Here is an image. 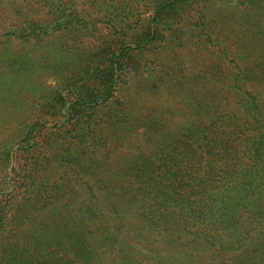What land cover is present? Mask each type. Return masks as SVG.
<instances>
[{
    "label": "trees",
    "instance_id": "1",
    "mask_svg": "<svg viewBox=\"0 0 264 264\" xmlns=\"http://www.w3.org/2000/svg\"><path fill=\"white\" fill-rule=\"evenodd\" d=\"M226 1L0 0L58 82L0 116V264H264V0Z\"/></svg>",
    "mask_w": 264,
    "mask_h": 264
},
{
    "label": "rangeland",
    "instance_id": "2",
    "mask_svg": "<svg viewBox=\"0 0 264 264\" xmlns=\"http://www.w3.org/2000/svg\"><path fill=\"white\" fill-rule=\"evenodd\" d=\"M241 0H227L223 5L224 7L235 6L240 3ZM78 5V9H84L87 7L86 0H75ZM107 30H99L96 34L95 39H90L85 41V44H95L101 37H106L108 34ZM3 48L0 47V50ZM21 47L19 44H13L10 49L2 50L3 54L0 53V116L5 115L6 112L14 111L18 114L27 113L30 116L40 117L38 112L39 109L36 106L38 100L41 96H46L51 90L58 89L57 79L54 74L43 69L39 64L37 68L33 67L30 70H24L23 72H15L10 68L14 66L11 64L12 57L23 58L26 54V48H24L23 54L20 52ZM30 62L28 61L29 65ZM48 64V63H47ZM47 66V65H46ZM31 67V66H30ZM67 92L65 90L61 91V95L65 96ZM40 102V101H39ZM44 113H48V109L43 110ZM3 119V118H2ZM48 126L50 123L47 124ZM8 131L7 134H10ZM6 134V135H7ZM2 138V135H0ZM18 145L12 147L10 152V165H13V157H17L20 163H31L35 157H52V152L44 141L43 145L29 153L21 154L15 153L17 151ZM1 149V147H0ZM21 157V158H20ZM26 159V161H24ZM17 160V161H18ZM18 163V162H17ZM25 165V164H24ZM18 167V164H17ZM7 168L8 178H7V190L4 193H9L12 190V172Z\"/></svg>",
    "mask_w": 264,
    "mask_h": 264
},
{
    "label": "water",
    "instance_id": "3",
    "mask_svg": "<svg viewBox=\"0 0 264 264\" xmlns=\"http://www.w3.org/2000/svg\"><path fill=\"white\" fill-rule=\"evenodd\" d=\"M10 170V169H9Z\"/></svg>",
    "mask_w": 264,
    "mask_h": 264
}]
</instances>
